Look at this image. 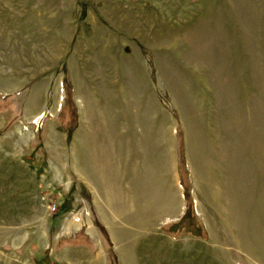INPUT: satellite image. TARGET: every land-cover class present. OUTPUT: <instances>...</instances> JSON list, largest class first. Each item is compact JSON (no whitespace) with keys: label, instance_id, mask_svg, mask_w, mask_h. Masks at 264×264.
<instances>
[{"label":"rangeland","instance_id":"obj_1","mask_svg":"<svg viewBox=\"0 0 264 264\" xmlns=\"http://www.w3.org/2000/svg\"><path fill=\"white\" fill-rule=\"evenodd\" d=\"M39 259L264 264V0H0V264Z\"/></svg>","mask_w":264,"mask_h":264},{"label":"bare ground","instance_id":"obj_2","mask_svg":"<svg viewBox=\"0 0 264 264\" xmlns=\"http://www.w3.org/2000/svg\"><path fill=\"white\" fill-rule=\"evenodd\" d=\"M105 132V135H104V138H103V140H104V142L106 141V139H105V137H107V140L109 141V139H110V137H111V135L110 134H108L109 132H107L106 130H104ZM108 150V149H107ZM106 151V150H105Z\"/></svg>","mask_w":264,"mask_h":264},{"label":"trees","instance_id":"obj_3","mask_svg":"<svg viewBox=\"0 0 264 264\" xmlns=\"http://www.w3.org/2000/svg\"><path fill=\"white\" fill-rule=\"evenodd\" d=\"M184 218H185V219H183V221H186L187 218H186V217H184ZM183 225H184V224H183ZM183 225H181V226H183ZM42 261H43V260H40V259H39V260H37V263L40 264V263H42ZM56 264H57V263H56Z\"/></svg>","mask_w":264,"mask_h":264},{"label":"built area","instance_id":"obj_4","mask_svg":"<svg viewBox=\"0 0 264 264\" xmlns=\"http://www.w3.org/2000/svg\"><path fill=\"white\" fill-rule=\"evenodd\" d=\"M54 205H55V204H53V207H54ZM49 207H51V208H52V205H49Z\"/></svg>","mask_w":264,"mask_h":264}]
</instances>
